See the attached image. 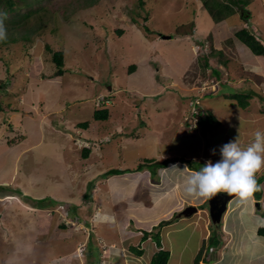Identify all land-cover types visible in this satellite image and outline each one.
Returning <instances> with one entry per match:
<instances>
[{"label": "rangeland", "instance_id": "1", "mask_svg": "<svg viewBox=\"0 0 264 264\" xmlns=\"http://www.w3.org/2000/svg\"><path fill=\"white\" fill-rule=\"evenodd\" d=\"M237 1L246 4L247 12L232 3L237 13L221 22L232 26L231 32H234L245 25L241 17L248 18L246 24L262 34L256 13H264V0ZM30 2L32 9L39 11L26 28L32 30L40 27L39 34L32 36L28 43L19 42L0 48V116H8L17 107L28 116L30 111L36 109L34 97L45 98L42 88L46 89L50 99L58 96V86L49 87L47 83L57 76L51 55L60 52L65 72L59 78L60 84L56 79L53 82L62 87L61 91L71 87L72 93L68 94L67 100L74 102L80 100L78 95L88 89L89 94L93 95L96 89L92 90L91 79L98 82L102 86L99 87L103 96L110 99L105 105L111 121L95 124L101 128L102 134L98 138L100 140L95 139L91 144H79L77 134H71L73 130L69 129L74 143L73 154L64 146L61 131L56 130V134H51L45 126L36 128L42 140L40 146L32 152L22 151L23 155L13 165L14 161L8 159L16 154L3 155L0 150V264H62L65 260L71 264H86L85 256L82 255L89 242L88 247L95 245V255L103 256L109 250L118 254L120 250L115 244L110 248L103 243V238L116 228L119 236L127 238V228L130 229L133 224L129 226L128 217H115L111 219V227L105 226V222L97 225L95 216L101 207L93 208L90 197L102 206L103 213L98 216L106 221L110 216L113 217L112 214H105L106 210L110 212L112 209L116 197H132L130 203L133 205L135 199L139 210H148L157 198H161L164 200L160 205L171 201L181 203V210L189 205L197 207L198 211L191 220L198 218V222L206 224L211 233L216 231L221 224L211 223L208 198L187 194L185 183L192 171L199 170L209 160L213 163L219 160L220 147L230 141L225 142L223 135L216 130L217 125L222 126V122H215L209 131L202 132L199 118L195 115L198 107L202 109L204 119L210 117L212 120H219L220 112L225 115L226 112L264 114V98L259 96V101L254 98L251 108L241 109L238 100H234L235 104L225 97L227 92L234 93L228 81L235 79L236 72L241 69L245 73L258 70L236 61L238 57L235 58L227 47L224 51L232 59L235 58L232 65L234 73L224 74L226 83L221 85L220 94L213 97V93L218 90L213 78L218 80L223 75L218 73V77H211V68L201 69L200 66L202 56L213 52L211 42H202L204 39L198 37L186 39L188 37L179 35L188 30L191 32L195 9L199 6L204 8L202 0H41L38 5L33 0ZM208 17L206 20L211 24L213 19ZM252 34L255 35L254 32ZM257 39L260 41L261 37ZM216 61L213 59V63ZM132 65L136 70L129 74L128 68ZM176 85L177 88L174 87ZM9 86L10 96L6 92ZM178 86H187L191 90L183 92ZM109 87L107 93L104 88L109 90ZM117 88L125 93L111 95L118 91ZM261 89L264 92V86ZM65 95L67 89L63 91V98ZM100 98L86 97L85 100L88 105L98 107ZM64 100L67 101L66 98ZM255 101H258L257 104ZM78 106L80 104L75 107ZM82 107L87 110L85 106ZM60 109H64L63 106ZM249 109L251 111H247ZM87 111L83 112L85 116H89ZM16 115L20 117L23 114L16 113L13 117ZM70 116L71 121L77 120L72 111ZM237 118L232 117L229 121L235 123L238 129L244 122L240 117ZM53 122L51 120L43 124L53 130ZM9 123L12 124L11 121ZM8 129H13L8 138H4V132H0V148L11 152V145H16L12 143L23 132L13 125ZM101 132L96 133L94 130L87 135L96 138ZM26 146L24 143L23 148ZM83 148L91 153H84ZM213 149L216 150L215 155ZM149 160L151 163H145ZM190 167L194 170H190ZM260 174L264 177V173L258 172L257 181L261 178ZM5 180L12 185L1 184ZM97 186L100 190L96 193ZM43 195L48 197H41ZM254 196L255 193L251 196L255 200L251 204L252 214L246 212L242 220L247 227H255L258 223V228H263L264 212L258 209L259 203ZM214 197L219 199L218 204L228 197H231L229 202L232 205L240 202L236 200L237 197L226 193ZM76 199L80 200L79 206L75 207ZM242 200L250 204V197ZM79 208L85 212H96L88 216L81 214ZM69 211L76 212L78 216L72 220V226L69 220H66L67 226L62 222L67 219L63 217V212ZM54 213L58 215L59 221V224L55 223V229L58 225L65 228L59 232L60 235L49 230ZM174 213L172 220L180 212ZM120 214L128 213L123 210ZM236 215L237 212L229 218V224ZM139 220L140 223L145 222ZM80 225L85 226L83 230L87 229L85 233L69 234ZM159 225L161 223L153 229L157 227L155 231L160 234L154 238V244L158 243L160 248L162 226ZM72 253L76 259H71ZM101 264L111 263L102 259Z\"/></svg>", "mask_w": 264, "mask_h": 264}, {"label": "crops", "instance_id": "2", "mask_svg": "<svg viewBox=\"0 0 264 264\" xmlns=\"http://www.w3.org/2000/svg\"><path fill=\"white\" fill-rule=\"evenodd\" d=\"M199 7L200 8H198L197 10L195 9V16L192 19L193 20L192 21L193 23L192 36L190 37L182 36V37H185V38L188 37L186 39H189V38L195 39V37H198V38H201L200 40L204 39L202 42H205V41L211 42L212 48H213V57H211L212 58L211 64H213L212 66L214 69L211 68L210 76L218 77V73H221L223 75V77L219 78L218 80L213 78V82L215 80V83L217 82L216 86L218 87L217 92L213 93V97L218 96V94H220L221 85L226 83L225 81L226 76H224V74L230 75L229 72L234 73V69L232 65H233V60L236 57H238V59H235V60L239 61V63L241 62L243 64L250 65L258 69L257 71L253 69L249 71L248 73H245V71H243L242 69L239 72H236L237 76H235V79H234L235 81L234 80L228 81V86L232 87V89L234 90V93L231 94V92H227V94L225 95V97L229 101L234 102V103H235L234 100H237V98L231 99L233 96H236V97L243 96L245 97L244 105L246 106L244 108L247 109L248 106L251 108L254 98H257L258 101H259V98H258L259 96L264 98V96H262L264 92H263V89H261L264 86V57L254 56L253 54L250 53V51L245 46H243L242 43H240L234 37V35L237 32H239L241 29H243L244 27L248 25L247 24H245L246 26L242 25L239 31L231 32V30H233V27L229 26L230 27L229 28L227 26L228 24L226 23L224 24L222 22L214 23L213 21H211V24L208 23V21L206 20V16L208 17L207 11L204 8H201V6ZM256 14L258 15V22H260L259 27H260V31L262 32V34L260 32L253 30L250 26L248 27L250 28L251 31L255 33L257 38L259 36L261 37L260 42H261V45L263 46L264 45V13L262 14V11H261V13H256ZM234 20L232 21V23L234 22ZM238 25H241V23H239ZM209 37L211 39H208ZM202 42L200 43L202 44ZM210 42H209V45H210ZM226 47L229 48V50L234 53L235 58L232 59V56L227 55V53L224 51ZM213 59H217L216 63H213ZM64 72L65 71H63L61 76L64 75ZM61 76H56V78H51L49 79L50 83H47L49 87L52 85L58 86L59 92L56 98L50 99L49 95L46 94V89L42 88V91L45 92V94H42V95L45 98H41V97L37 98V96L34 97V101L36 102V104L33 103V105L36 106V109L35 111L33 110L30 111L28 113V116H26L27 113L21 112V109H19V107H17L15 112L10 113L8 116H0V126H1L0 132L5 133V135L3 134L5 136L4 138H8V135L12 133L13 129L7 130V128H9L12 125L14 127L20 128L21 132H23V135L20 136V138L16 139L12 143V144L16 143V145H11V149L13 148L15 151L12 149L10 152V151H5L4 148H0L1 154L3 155L4 154L11 155L13 153L16 154L15 156L8 159L10 161H14L12 165L18 162L19 158H21V156L23 155L22 153H24L22 151L32 152L34 149H36L37 146H40L42 140L40 139V137H38V134L36 132L37 126L38 127L45 126V128L51 134H56L55 132L56 130L61 131L62 134L60 135L62 136V138H64V146L66 147V149H68V151L71 152V154H73L72 147L74 146V143H73L72 136H70L69 129L73 130L71 131V134L72 133L77 134L76 135L77 138L80 139L79 144H84V143L91 144L95 142L96 141L95 139H98L100 135L102 134L101 128L99 126L97 127L95 126V124L97 123L99 124L101 123V121L93 119L94 114L97 110L95 106L88 105L87 101L85 100L86 97L95 98L97 96H103L102 90L100 89V87L102 86L98 82L95 83V81L91 79V81L93 82L91 88L92 90L96 89V92L93 95L89 94L90 90L88 89L87 92L78 95V99L80 100H77L75 102L68 101L67 96L68 94L72 93V90L69 89L71 87H67V88L65 87L64 90L67 89V95H65L63 98L64 90L61 91L62 87L59 86L60 84L59 78ZM53 79L58 80L59 84L54 83ZM49 80H47L46 82H48ZM174 81L176 82L177 80H174ZM240 84H242V86H240ZM104 86L106 87L107 85H104ZM154 86H155V82H154ZM174 87L177 88V85ZM169 88H173V87H169ZM178 88H180V91H183V92L191 90L187 86L183 88L178 86ZM104 89L107 91V93L110 91L107 88H104ZM10 90L11 89L9 86L8 89L6 90L9 96H10V93H9ZM117 90H118L117 92L110 93V94L117 96L115 94H118V92L119 94L120 92L125 93L123 90H119L118 88ZM131 90H134V89H131ZM144 91L145 93H147L146 90ZM103 92L105 91L103 90ZM0 94H2L1 91H0ZM65 98L67 101L64 100ZM3 99L4 98H2L1 100ZM247 99H250V100L248 101ZM258 101H255L254 103L257 104ZM77 104H80V106L75 107ZM62 106L64 109H60ZM82 106H85L87 108V110L89 111V116L88 115L85 116L83 114V112H86L87 110ZM238 106L236 105V108ZM0 109H2L1 104H0ZM256 110H252V111H256ZM71 111L75 114L76 116L75 119L77 120L71 121L69 119L71 117L70 116ZM247 111H251V110L249 109ZM262 111L264 112V110ZM16 113H20L23 115H21L20 117H18L17 115L13 117V115ZM250 113L237 114L236 112H226L227 115H225V114H221L220 112V119L219 120H217L216 118L215 119L217 123L222 122V126L217 125L216 130H218V133L223 135V140L225 142L232 141V139H236L238 137L241 145L246 147L248 144L253 142L254 133L257 129L264 130V114H259V113L255 114L254 112H252L251 114ZM108 114H109V117L105 118L102 121H107V122L111 121L109 120L110 112ZM58 115L62 117L60 118V116ZM77 115H80V116H77ZM232 117H238V118L240 117L241 121L244 122V125L238 126V129L235 128L236 127L235 123L229 121L232 119ZM51 120H54L53 130L51 128L48 129V126L43 124V122L47 123L48 121H51ZM5 121H6V124L4 123ZM10 121L12 122V124L9 123ZM15 121H18V122L16 123ZM84 122L87 123L86 126H82L84 125L83 124ZM13 123L16 125H14ZM74 127H76V129H73ZM60 129H64V131ZM94 130L96 131V133L98 131L101 132L100 134H98V137L92 138V136L87 135V133H89L90 131H94ZM114 133L116 134V131H114ZM20 139L21 141L18 142V140ZM24 143L27 144L25 148H23ZM83 149H84L83 150L84 153L85 152H88V154L91 153V151L89 152L85 150V148ZM7 170L10 171L11 169H7ZM260 172L264 173V170H261ZM261 175L262 174H260V177ZM6 181L7 180L3 181L1 184L6 185V186L12 185V183H9L10 182L9 180H8L9 181L8 183H6ZM261 184L264 185V182H262ZM99 190H100V187L97 186V190H95L96 193ZM262 191L263 193L261 194L260 199L257 201L259 203L258 209L261 208V210H263L264 212V190ZM13 197H17V196H13ZM41 197H48V196L43 195ZM144 197H151V196L144 195ZM90 198H91L90 202L93 203L92 204L93 208L95 206L101 207V210H98L97 212L98 215L99 214L101 215V213H103L102 206H100L99 203L94 202L93 197H90ZM79 200L80 199L78 200L76 199L75 207L79 206ZM132 200H133L132 197H128V198L124 196L116 197L115 201H113L112 209L110 210V212L106 210L105 215L110 216L112 214L113 216V217L110 216L109 220L107 221L101 218L102 216L100 217L98 215L95 216V221L97 220V223H96L97 225H100L102 222H105V226L106 225L108 226L111 224L112 218L120 217V219H123L124 217H128L127 218L128 222L130 221L129 226L131 227L132 224L133 226L130 229L129 227L127 228L129 230V235L127 238L125 236V238L123 239L121 236L118 235L117 233L118 228L113 230V232H111L110 235L104 236L103 243H105L107 246H111L110 248H112V246L115 244L118 250H120L118 254L115 251L109 250L108 253H105L103 256L99 254L95 255L93 254L95 251V245L88 247L91 243L89 242L86 246L87 248L83 251V255H82L83 257L85 256V259L87 261L86 264H101L102 259L108 260V262H110L111 264H150L152 256H154L160 250L166 251L169 254L168 261L166 264H195V258L201 252V249H203V253L200 257L199 264H205V263H208V264H264V236H261L258 234V230L261 228V227L258 228L260 224L257 223L255 227H249V226L247 227L244 225V221L242 220L246 212L252 214L253 209L251 207V204L255 202L253 197H250V204L246 202L245 200H242L239 198L236 199L237 201L238 200L240 201L238 204L234 203L232 205V202H229V204L227 205V211L224 213L222 217V220L220 223L221 226L218 229H216V231L212 230L213 231L212 233L209 231L206 224H202L198 222L199 221L198 218H196L195 220H191L192 217L184 218V217L176 216L174 217V220H172L171 217L175 215L174 211L178 213L181 211L182 206H181V203L179 204V202L171 203V201H168L166 204L160 205L164 199L157 198L155 202L151 204L150 206L151 208H148V210H139V206L136 203L135 199L133 201L134 202L133 205L130 203L132 202ZM68 204L70 205V203ZM80 210L81 208H79V212L81 214L83 213L86 215L88 214V216H92L96 212V211L92 212L93 210L91 212H88V211L85 212L84 210H81V211ZM123 210L127 211L128 214H120ZM261 210L259 212H261ZM236 212H237L236 217L231 219V223L229 224V218L232 215H234ZM75 213L76 212L71 213L69 211V212H66V215L64 214L63 217L66 216L67 220L71 221L69 223H71L72 225L74 224L72 220L76 217ZM57 218H58L57 215L55 214L52 215V218H51L52 221L49 227V230L50 229L51 231L54 230L55 233H59L65 230L63 226H59V225L57 226V230L55 229V223L59 224V221ZM139 219H143V221L145 222L140 223ZM163 221L168 224L160 228V231L162 230V235H161L162 242H160V248H159L157 244H154L155 241L153 239V233L156 234V231H155L156 229H153V228L155 227L156 224H159ZM77 222H81V220H77ZM59 227L61 229H59ZM84 227L85 226L80 225L79 227L80 229L79 228L77 230L72 229L73 232L72 233L69 232V234H72V235L78 234L81 231L85 233L84 230H87V229L83 230ZM223 228L224 230L222 233L221 229ZM143 232L149 233V236L146 239H143V234H144ZM212 236H213V245L209 243V239ZM86 237H87V234H86ZM131 247H138L139 249H141L142 255L139 258H136L134 254L131 253L130 251ZM83 249L84 248H82V250ZM121 249H124V250L122 251ZM205 258H206V261L202 262L204 261ZM71 259H76L74 253H72ZM64 262L65 264H68L69 260H65ZM69 264H71V262H69Z\"/></svg>", "mask_w": 264, "mask_h": 264}, {"label": "trees", "instance_id": "3", "mask_svg": "<svg viewBox=\"0 0 264 264\" xmlns=\"http://www.w3.org/2000/svg\"><path fill=\"white\" fill-rule=\"evenodd\" d=\"M29 1L31 0H0V19L3 20L6 26V29H7V37L6 39L0 40V48L4 46L6 47L9 45H15L16 43H19V42L28 43L32 40V36L35 37L36 35L39 34L40 27H37V29H32V30L26 28V25L30 23L31 18H33V16H36L39 11V9H36V10L32 9L33 5L31 4V2L29 3ZM39 2H41V0H33L34 4L38 5ZM232 3L234 5L236 4V7L237 6L241 7V9L244 10V12H247L245 10L246 4H243L242 2H238L237 0H231V1L202 0L204 9L208 12V15L213 19L214 23H219L223 21L225 18H227L228 16H231L237 13L236 11L233 10ZM241 20L246 24L248 21V18L241 17ZM191 27H192L191 32L190 30H188L185 33H181L179 35L181 37L182 36H188V37L192 36L193 25H191ZM144 30L148 32L147 28H145ZM234 37L240 43H242L243 46H245L250 51V53L253 54L254 56L264 57V45L262 46L261 42L257 39V37L250 32V28L248 26L244 27L239 32H237L234 35ZM208 39H211V38L209 37ZM45 48L49 50L48 46H46ZM61 56H62V53L60 52L52 53L51 55L52 57L51 60L56 66L57 76H61L63 73V69H62L63 61H62ZM211 57H213V52L211 53V55L202 56L201 59H203V61H202V64L200 65L201 69L202 68L203 69L213 68V66L211 65V59H212ZM134 70H135V66L133 65L129 66L128 68L129 74H132ZM236 98L239 99L238 101L239 106L244 108L245 100L243 99V101H241L240 98L236 96H233L231 99H236ZM109 100H110L109 97L101 96L99 100L100 101L99 106L95 107L97 111L94 114V118H93L94 120L102 121L105 118H108L109 112H108V109L105 103H107ZM198 120H199V124L201 125L202 132L209 131L211 129L212 124L214 126L216 122L215 119L212 120L210 117H207L204 119L203 116ZM83 124L84 125L82 126L87 125L86 122H84ZM136 138L137 137H135V139ZM85 153L88 154V152H85ZM145 163L149 164L151 163V160L145 161ZM182 163L186 164V162L184 161ZM190 170H194V169L190 167ZM257 182H261V183L264 182V177L262 176ZM261 194H262L261 191L256 192L255 193L256 197L254 196L255 199L259 200L261 197ZM74 219H76V217ZM167 224L168 223L163 221L161 222V225L159 226H164ZM155 229H157V227ZM258 234L261 236H264V227L258 230ZM158 235L159 233H156V234L153 233V239ZM148 236H149V233L145 232L143 234V239H146ZM209 243L213 245V236L209 239ZM157 245L159 244L157 243ZM130 251L131 253L134 254L136 258H139L142 255V251L138 247H131ZM202 252H203V249H201V252L195 258V264H199ZM168 257H169L168 252L160 250L154 256H152L150 264H166L168 261Z\"/></svg>", "mask_w": 264, "mask_h": 264}, {"label": "clouds", "instance_id": "4", "mask_svg": "<svg viewBox=\"0 0 264 264\" xmlns=\"http://www.w3.org/2000/svg\"><path fill=\"white\" fill-rule=\"evenodd\" d=\"M6 37L7 29L3 20L0 19V40L6 39ZM240 100L243 101L242 98ZM202 115L203 111L198 107L195 117L200 119ZM215 151L213 149V155H215ZM219 153V160L214 163L209 160L199 170L192 171L187 176L185 183L187 194L211 199L219 193H226L239 199H245L253 196L258 191L264 190V185L259 184L256 178L257 173L264 170V130L257 129L254 133L253 142L246 147L241 145L237 137L223 144L219 149ZM173 168L176 167L174 166ZM187 207L194 206L189 205ZM195 208L197 209V207ZM63 213L66 215V212ZM194 215L196 213L192 216ZM59 216L61 217V214ZM66 220L63 219L62 222L66 224ZM205 261L206 258L202 262Z\"/></svg>", "mask_w": 264, "mask_h": 264}, {"label": "water", "instance_id": "5", "mask_svg": "<svg viewBox=\"0 0 264 264\" xmlns=\"http://www.w3.org/2000/svg\"><path fill=\"white\" fill-rule=\"evenodd\" d=\"M212 197L208 199V212L212 224H220L224 213L227 211V204L230 201L231 197L225 198L220 204H218L217 199ZM197 212L195 207L185 208L178 216L179 217H190Z\"/></svg>", "mask_w": 264, "mask_h": 264}, {"label": "bare ground", "instance_id": "6", "mask_svg": "<svg viewBox=\"0 0 264 264\" xmlns=\"http://www.w3.org/2000/svg\"><path fill=\"white\" fill-rule=\"evenodd\" d=\"M4 199H6V198H3L2 200H4Z\"/></svg>", "mask_w": 264, "mask_h": 264}, {"label": "flooded vegetation", "instance_id": "7", "mask_svg": "<svg viewBox=\"0 0 264 264\" xmlns=\"http://www.w3.org/2000/svg\"><path fill=\"white\" fill-rule=\"evenodd\" d=\"M217 201H219V199H217ZM221 202V201H220Z\"/></svg>", "mask_w": 264, "mask_h": 264}]
</instances>
